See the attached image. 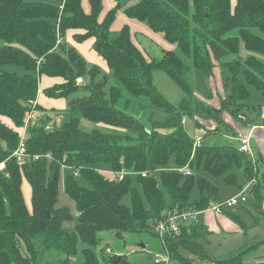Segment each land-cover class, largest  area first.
<instances>
[{
  "label": "trees",
  "instance_id": "1",
  "mask_svg": "<svg viewBox=\"0 0 264 264\" xmlns=\"http://www.w3.org/2000/svg\"><path fill=\"white\" fill-rule=\"evenodd\" d=\"M104 2L87 0V10L85 0H0V162H5L0 169V264H43L46 254L53 252L60 256L57 264H69L80 240L86 244L81 264H132L127 255L107 254L102 243L127 232L156 237L153 228L166 207L157 172L172 205L181 210L206 209L219 199L221 181L238 185L234 170L240 167L248 182L256 178L250 184L252 195L259 200L264 197V172L258 170V159L252 160L232 141L207 146L201 138L200 146L194 148L196 139L184 126L185 118L193 119L197 127L209 119L223 124L224 112L246 125L260 122L262 106L247 103L246 84L264 97V60L254 55L264 56V0H236L234 9L231 0H114L103 16ZM120 10L165 35L178 52L169 49L161 58L148 60L128 25L119 32L112 29ZM69 30L77 31L73 36L77 42L94 38V49L121 86L111 85L106 91L109 76L97 79L99 66L89 67L81 52L68 43ZM241 45L254 54L230 58L240 52ZM217 63L223 68L226 90L220 108L196 96L191 77L194 71L197 82L208 87ZM158 70L184 91L178 104L154 83ZM43 75L63 80L44 90L49 97L66 98L80 89L88 95L68 102L70 119L60 127L47 129L50 123L38 116V125L30 126L27 133L29 158L19 163L13 152L38 99ZM79 76L87 81L78 84ZM205 91L211 94L210 89ZM133 100L141 108L139 113L148 111L145 120L128 112ZM35 108L42 110L39 104ZM250 110L257 121L245 117ZM81 118L116 129L87 130ZM167 128L172 131H162ZM213 132H219V126L206 130L205 136ZM35 155L40 156L34 159ZM105 165L135 174L108 179L101 172ZM186 165L191 174L177 171ZM63 170H70L65 193L77 209L76 224L70 229L64 223L74 214L59 204ZM79 177L90 186L81 185ZM25 182L31 187L30 204L23 193ZM194 188L198 193L190 202ZM129 193L130 205L123 202ZM226 213L243 224L235 209ZM193 232V226L190 231L184 227L171 245L183 264L192 262L180 254L179 247L206 257L204 247L193 241ZM251 248L233 252L220 263L242 264Z\"/></svg>",
  "mask_w": 264,
  "mask_h": 264
},
{
  "label": "rangeland",
  "instance_id": "2",
  "mask_svg": "<svg viewBox=\"0 0 264 264\" xmlns=\"http://www.w3.org/2000/svg\"><path fill=\"white\" fill-rule=\"evenodd\" d=\"M109 3H110V0H105L104 9H105L106 4L109 5ZM235 3H236V0H231L233 9L236 5ZM114 22L115 23L112 25V29L116 32H119L124 25H128L130 27L134 40L136 41L138 47L141 50H143V52L146 54L148 60H150L151 58H161L164 54V51L169 50V49L175 50L176 52H178L179 50L176 44L170 43L166 39L165 35H163L162 33L153 31L148 26V23L146 22H141V21H138L137 19H132L122 12H120L119 15H117ZM137 26H142L143 28H138L137 30L136 29ZM68 43L72 45L70 42ZM72 46L75 47L78 52H81V54L84 56L89 67H93V65L99 66L100 74L98 75L97 79L101 78L104 75L109 76L108 78L110 82L106 88L107 92L111 85L121 86L120 82L117 79H114L111 70L101 64L100 61H103L104 63V59L100 54L94 51L93 43L91 41L87 43H78L75 46L74 45ZM250 54H254V53L247 51L245 47L241 45L240 52L238 54L232 55L230 58H236V57L246 58ZM254 55L264 60V56H261L258 54H254ZM222 71H223V68H220L218 66V69H216V75L214 76L215 73H213L212 76L208 77V87L206 88L203 87L202 84L197 82L198 77H196V74L194 71L191 74L196 96L201 98V100L206 102L208 105L210 104L216 108H220L221 98H223L226 92V90L223 89ZM153 78H154V83L156 84L158 89L161 92H163L173 103L178 104L180 100L185 96L184 91H182L173 82V80L168 77L166 73L159 71V70L154 71ZM246 87L250 91V96L247 100V103L259 104L260 101L264 100V97L262 96V94L257 89H255L252 85L250 86L249 84H246ZM208 89L211 90V94L206 93L205 90H208ZM87 95H88V91L84 89H80L79 91L71 94V96L64 98L66 107L68 105V102L71 99L75 97L87 96ZM126 98H127V95H126ZM123 105H124V99L122 102L119 103V108H123ZM128 107H129V109H127L128 112L131 113L133 116H135L137 119L139 118L140 120L141 119L145 120L149 116L147 110L143 113H139L141 108L138 107V102L135 100H133L131 104H129ZM49 111H50V116H51L49 120L46 119V117H42V116H39V119L41 122H44V121L46 122L47 120L46 123L47 124L50 123L49 125L51 126V129H53V127H56V126L57 127L62 126L63 123L67 122L70 119V113L68 110L54 108ZM221 116L223 118V115ZM245 117L251 118L252 121H257L254 119L256 117H255V112L253 110H250L249 114L247 115L245 114ZM230 118L232 117L230 116ZM223 119H224L223 124H219V132H213L205 136L204 143L207 146L224 145L226 143H229V141H232L231 138L234 135L239 134L238 132H236L237 131L236 129L238 128L233 126L232 123H230L229 120H227L225 117ZM184 120H185L184 126L186 130L189 132V134H191L196 139L197 134H195L196 125H195L194 120L190 118H185ZM236 121L237 122L239 121V123L246 126V124L243 123L241 120H236ZM80 123H81V126L87 130H93L95 128H99L103 131H110L112 129H116V127L107 126L103 123H98V122L94 123L90 120H87L86 118H81ZM162 131L167 133L169 131H172V128L163 129ZM251 146H253L255 158L260 161V163H258L257 161V164L260 166L258 170L260 171V173H263L264 172V164H263L264 140H258L255 138V136H253L251 138ZM254 166L256 168L255 162H254ZM102 168H104L105 170L111 169L109 165H105ZM234 172L237 175L238 185L229 184L226 182L224 183L223 181H221L219 183V190H220L219 198L221 200L226 199V197L236 195L235 193L239 192L240 187L246 186L249 183L247 176L245 175L244 167H240L239 169L234 170ZM69 173H70V170L62 171V175L60 178V181H61L60 190H59V195H60L59 204L68 206L69 209H71V211L74 214V219H71L70 221L64 223L65 227L68 229L75 226L76 224L75 221L77 219L76 218L77 209H76L75 203L72 200V198H70V196L66 195L65 193V183H66L65 180L67 176L69 175ZM155 178H157L159 188L164 194V202L166 206L164 208V211H166L169 208V205L172 204V201H171L172 198L169 192H167L159 172L155 174ZM134 179L136 180V177H134ZM77 180L80 182L81 185H85L88 187L90 186L89 182L82 177H79ZM27 186H28V183L27 182L24 183L23 193L26 196V198H29ZM192 191L193 192L190 197V202H193L195 200L197 193H198V191H196L195 188ZM123 202L128 205L131 204V194L130 193L126 195V197L123 199ZM247 203H248L247 204L248 209L242 211L241 214L247 218L249 226L250 225L253 227L257 226L258 229L260 230L264 229V197L262 198V200H259L256 196L250 195L249 201ZM101 234L104 236H107L106 232H103ZM108 238L110 239H105L104 242L102 243V246H104L103 249L110 248V250H112L113 252L111 253V255H114V253L127 255L132 264H144V262L146 261L148 262L150 260L154 252L162 250L160 249L161 247H159L160 242L158 238L146 232H142V233L127 232V233H124L122 237H117L113 235V237L111 236ZM85 246L86 244H84L81 240L78 242L77 251H76L77 253L71 256L69 264H81L84 262L85 257L83 255L82 250L85 248ZM55 255H58V256H55ZM185 255L186 257L190 258L191 253L189 251L187 252L185 251L184 256ZM59 257L60 256L57 252H53L52 255L46 254L43 264H57L59 262L58 260ZM171 262L172 264H175L174 263L175 261H171Z\"/></svg>",
  "mask_w": 264,
  "mask_h": 264
},
{
  "label": "crops",
  "instance_id": "3",
  "mask_svg": "<svg viewBox=\"0 0 264 264\" xmlns=\"http://www.w3.org/2000/svg\"><path fill=\"white\" fill-rule=\"evenodd\" d=\"M110 3L109 5L106 4L103 16L106 14V12L109 9H111V7H113L114 0H110ZM84 5H85V9L89 10L87 0H85ZM120 12L124 13L122 10H120ZM120 12H118L117 15H119ZM138 28H143V27L137 26L136 29L138 30ZM76 33H77L76 30H69L66 34L67 41L70 42L72 45L75 46L78 43H87L89 41H91L94 44V38L83 42H77L73 37L74 34ZM94 51L96 52L95 49ZM100 62L103 66L109 68L105 60L104 63L103 61ZM218 64L219 63H217V66L214 68V72H213L215 73L214 76L216 75V69H218L219 66ZM39 82L40 85H39V92L37 94L38 96L37 104L41 106L42 110L37 111L36 117L38 116L51 117L49 110H52L54 108L66 110V103L64 101L65 100L64 98L49 97L44 93L45 89L51 88V86L55 85L56 83H62L63 80L59 77H48L43 75L40 78ZM256 105L262 106L261 108L262 119H260V122H256V123H252L251 125L244 126L243 124L239 123V121L237 122L236 120L230 118L227 112L223 114V118L225 117L227 120H229L230 123H232L233 126L238 128L236 129L237 130L236 132H238L239 134H245L251 136V138L255 136V138L258 140H264V123H263L264 100L260 101V103ZM5 121L10 125L11 121L7 119H5ZM202 123H203V127L195 126L196 127L195 134H197V137L199 138H205L206 130L215 129L216 127L219 126L218 122L213 119L202 120ZM238 135H234L231 138L232 142H235L236 145L237 142L234 139L238 137ZM23 189H24V185H23ZM27 189H28L27 191L29 198H26V201L29 203L31 202V197H32L31 187L29 183ZM172 207H176V206H173L172 204L169 205V208ZM169 208L167 210H169ZM246 209H248L247 205L235 208L237 213L240 214V218H242L243 224H239L237 221L234 220V218H232L227 213L220 214L213 210L212 211L201 210L198 216L199 219L198 222L193 225H185L184 227H187L188 231H190V227L193 226L194 228L193 233L195 234V238L193 239V241L199 246L204 247L206 252V257L202 259L192 251H189L187 248L179 247L180 254H182V256L185 258L186 257V255L184 256L185 251L186 252L189 251L192 257L190 256V258L188 257L187 258L188 260H191L192 262L191 264H221L220 261L227 259L228 256H230L233 252H237L238 250L245 249L247 247L248 248L252 247L248 252L244 254L243 256L244 262L242 264H264V229L260 230L258 229L257 226L255 227L251 225L249 226L247 218L241 214V212ZM166 211H164V214L166 213ZM171 261H175L174 262L175 264H183L175 256H173ZM170 263L172 264V262Z\"/></svg>",
  "mask_w": 264,
  "mask_h": 264
},
{
  "label": "built area",
  "instance_id": "4",
  "mask_svg": "<svg viewBox=\"0 0 264 264\" xmlns=\"http://www.w3.org/2000/svg\"><path fill=\"white\" fill-rule=\"evenodd\" d=\"M78 84L83 83L85 80L83 77L79 76L77 79ZM33 107L31 108L29 114L27 115L24 123V128L22 130L21 136H20V142L16 148V150L13 152L14 156L17 158L19 163H24L25 160L29 158V154H27V133L30 126H36L38 125L35 107L37 105V101L33 102ZM47 129H51L50 125H46ZM237 142V146L240 149V151L246 153L249 155V157L254 160L255 154L253 150V146H251V136L245 135V134H239L238 137L234 139ZM201 144V138L197 137L196 142L194 145V148L196 146H200ZM40 155H35L34 159H38ZM5 167V162H0V169H3ZM178 172H183L184 174H191V169L188 167V165L179 168L177 170ZM101 172L108 178V179H119L123 180V178L126 176V174H135L134 172L127 171V170H101ZM78 174V172H76ZM142 176H147V172H142ZM256 181V178L252 179L248 183V185L243 186L240 188V191L233 196L226 197V199L221 200L218 199L212 201L210 205L203 210H210L215 211L217 213H225L226 209H235L237 207L245 206L247 205L249 201L251 193V183H254ZM201 212L200 209L196 208H186V209H178L177 207L169 208V210L166 211L165 214L162 215L161 218L157 219L158 221L154 225L153 231L154 235L159 240V247H161L160 251L154 252L150 258V260L147 263L144 264H171V259L173 257V249L171 248V245L174 241H176L178 238L181 237L182 230L185 225H193L198 222V216ZM108 254L113 253L110 248L106 249Z\"/></svg>",
  "mask_w": 264,
  "mask_h": 264
}]
</instances>
